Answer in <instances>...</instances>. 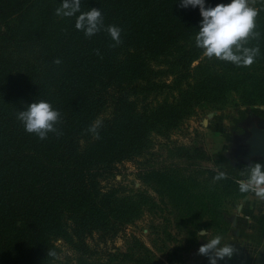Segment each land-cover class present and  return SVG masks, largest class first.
<instances>
[{"label": "trees", "instance_id": "obj_1", "mask_svg": "<svg viewBox=\"0 0 264 264\" xmlns=\"http://www.w3.org/2000/svg\"><path fill=\"white\" fill-rule=\"evenodd\" d=\"M60 4L0 0V264H53L60 243L81 264H155L136 236L103 258L86 240L116 237L155 210L146 192L115 181L123 162L150 161L154 136L204 110L264 106V3L252 4L250 66L205 57L199 8L180 0H81V12L99 9L105 27L121 28L116 47L107 32L86 38L76 16L55 15ZM40 100L60 113L59 137L40 140L18 121ZM97 120L99 139L87 132Z\"/></svg>", "mask_w": 264, "mask_h": 264}, {"label": "rangeland", "instance_id": "obj_2", "mask_svg": "<svg viewBox=\"0 0 264 264\" xmlns=\"http://www.w3.org/2000/svg\"><path fill=\"white\" fill-rule=\"evenodd\" d=\"M263 122L264 106H227L199 112L167 137L154 136L150 161L141 157L123 162L115 181L146 192L155 210L116 237L87 238L93 257L124 253L127 238L136 236L155 264H208L198 249L219 235L222 244L230 242L238 251L218 264H264V198L239 191L246 179L241 172L264 163L245 157L241 149L250 126ZM219 172L227 179L214 180ZM201 230L207 235L201 237ZM59 247L53 264H81L84 257L80 260L68 245Z\"/></svg>", "mask_w": 264, "mask_h": 264}, {"label": "clouds", "instance_id": "obj_3", "mask_svg": "<svg viewBox=\"0 0 264 264\" xmlns=\"http://www.w3.org/2000/svg\"><path fill=\"white\" fill-rule=\"evenodd\" d=\"M256 0H251L254 4ZM264 3V0H261ZM199 8L202 17L199 22V30L195 35V46L203 51V55L209 59L216 58L221 61L231 62L236 66H250L259 54L258 47H247L250 38H255L259 33L255 32L258 10L250 6V0H230L227 4H217L214 7H206L205 0H180L179 7ZM81 0H61L59 7L55 9L58 17H73L75 28L82 31L86 38H90L100 31H105L113 41L112 47L118 46L121 41V28L115 25L105 27L103 16L99 9H90L81 12ZM79 13V15H76ZM54 64H60L56 59ZM18 121L23 125L25 132L34 134L40 140L48 137L49 133H55L58 137L62 132L56 125L60 122V113L46 101L40 100L27 105L23 111L17 114ZM102 121H95L87 132L99 139L98 129ZM246 179L239 183L241 193L254 192L256 196L264 198V163H253L241 172ZM214 180L227 179L224 172H219ZM199 235L204 237L207 230H201ZM237 248L230 242H223L217 235L206 240L199 247L197 254L207 257L208 264H218V261L230 260L237 252ZM47 256L55 257L54 251H47Z\"/></svg>", "mask_w": 264, "mask_h": 264}, {"label": "water", "instance_id": "obj_4", "mask_svg": "<svg viewBox=\"0 0 264 264\" xmlns=\"http://www.w3.org/2000/svg\"><path fill=\"white\" fill-rule=\"evenodd\" d=\"M262 128L254 131V136L251 138V154L258 158L264 160V122L261 125Z\"/></svg>", "mask_w": 264, "mask_h": 264}, {"label": "flooded vegetation", "instance_id": "obj_5", "mask_svg": "<svg viewBox=\"0 0 264 264\" xmlns=\"http://www.w3.org/2000/svg\"><path fill=\"white\" fill-rule=\"evenodd\" d=\"M262 128L260 125L254 124L250 126V128L247 130L246 136L242 141V151L244 152L245 157L247 158H256L251 154V146H250V141L251 138L254 136V131L257 129Z\"/></svg>", "mask_w": 264, "mask_h": 264}]
</instances>
